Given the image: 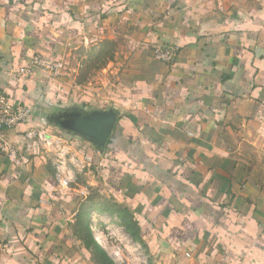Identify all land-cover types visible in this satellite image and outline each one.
Instances as JSON below:
<instances>
[{
	"label": "crops",
	"instance_id": "0c3cea01",
	"mask_svg": "<svg viewBox=\"0 0 264 264\" xmlns=\"http://www.w3.org/2000/svg\"><path fill=\"white\" fill-rule=\"evenodd\" d=\"M34 55L60 74L19 72ZM0 91L32 108L0 149V264H95L104 245L76 232L90 187L172 264H264V0H0ZM80 106L118 111L102 150L56 126ZM34 125L92 155L86 184Z\"/></svg>",
	"mask_w": 264,
	"mask_h": 264
},
{
	"label": "rangeland",
	"instance_id": "374dc122",
	"mask_svg": "<svg viewBox=\"0 0 264 264\" xmlns=\"http://www.w3.org/2000/svg\"><path fill=\"white\" fill-rule=\"evenodd\" d=\"M45 143L54 149L57 170L63 172V177L66 179L69 177L72 181H78L81 185L86 184L82 172L87 167H95L94 160L84 159L88 156L87 154H83V156L76 154L69 144L61 139L58 140L56 137H50ZM62 159L65 160V163L63 170L60 171L58 164L64 161ZM84 161L87 163H84ZM69 171L72 177L69 176ZM97 192L93 187L81 192V195L85 197L77 215V234L84 237L88 243L91 238L99 243L98 238L101 235L103 238L102 245L106 249L104 251L113 261V264H172L171 259L164 258L151 250L138 234L130 235L124 230L123 222L118 220L119 218L116 215H111L108 211L109 208H105V204H110V200L98 196ZM91 253L95 264H105L98 253L93 250H91Z\"/></svg>",
	"mask_w": 264,
	"mask_h": 264
},
{
	"label": "built area",
	"instance_id": "2783aa9c",
	"mask_svg": "<svg viewBox=\"0 0 264 264\" xmlns=\"http://www.w3.org/2000/svg\"><path fill=\"white\" fill-rule=\"evenodd\" d=\"M154 56L159 61L164 63L172 62L178 53V47L176 45H168L164 43H155L152 47ZM37 67L49 73L50 75H59L61 65L52 59L44 55H34L30 63L19 69V72H26L31 68ZM32 115V108L20 101H16L5 92L0 91V149L9 153L10 157L16 155V151L13 150L12 143L7 135V131L10 129L18 128L22 124L30 123ZM31 134L39 138L42 141H47L51 136L38 125L32 126L30 130ZM53 138V137H52ZM64 152V151H63ZM63 155V154H62ZM64 158V157H63ZM92 156L85 157L86 160L91 161ZM64 160V159H62ZM65 160L58 164V169L63 170ZM59 177L63 181H68L63 177V172H59ZM186 256L190 258L192 254L186 252Z\"/></svg>",
	"mask_w": 264,
	"mask_h": 264
},
{
	"label": "water",
	"instance_id": "95a60500",
	"mask_svg": "<svg viewBox=\"0 0 264 264\" xmlns=\"http://www.w3.org/2000/svg\"><path fill=\"white\" fill-rule=\"evenodd\" d=\"M117 118L116 109H87L80 106L65 112L64 118L56 126L70 135L79 134L91 140L102 150L116 126Z\"/></svg>",
	"mask_w": 264,
	"mask_h": 264
},
{
	"label": "trees",
	"instance_id": "16d2710c",
	"mask_svg": "<svg viewBox=\"0 0 264 264\" xmlns=\"http://www.w3.org/2000/svg\"><path fill=\"white\" fill-rule=\"evenodd\" d=\"M59 134H60V136L62 135V137H65L66 139H68L70 143L75 144L73 142V140L71 138H69L68 134L67 135H66V133H65V135L62 134V133H59ZM112 208H115V209L109 208L108 211L110 213H113V214L118 212L120 214V217H121L122 222H123L124 226L126 227V229L131 234H134L135 233V231H134L135 230V226H134V224H133V222L131 220L132 214L130 213V211H128L126 208H122L121 206H117V205H112ZM93 242L95 243L96 246H98V244L96 243V241L94 239H93ZM98 249H99L102 261L104 260L105 264H113V261L106 254V252L102 248H100V246H98Z\"/></svg>",
	"mask_w": 264,
	"mask_h": 264
},
{
	"label": "bare ground",
	"instance_id": "6f19581e",
	"mask_svg": "<svg viewBox=\"0 0 264 264\" xmlns=\"http://www.w3.org/2000/svg\"><path fill=\"white\" fill-rule=\"evenodd\" d=\"M99 242L102 243L103 242V238L101 237V235H99V238H98Z\"/></svg>",
	"mask_w": 264,
	"mask_h": 264
}]
</instances>
